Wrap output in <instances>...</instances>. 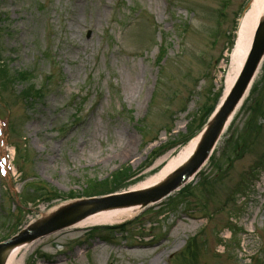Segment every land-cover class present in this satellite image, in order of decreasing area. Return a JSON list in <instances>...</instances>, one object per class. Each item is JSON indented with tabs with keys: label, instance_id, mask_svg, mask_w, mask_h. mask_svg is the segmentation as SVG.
I'll return each mask as SVG.
<instances>
[{
	"label": "rangeland",
	"instance_id": "rangeland-1",
	"mask_svg": "<svg viewBox=\"0 0 264 264\" xmlns=\"http://www.w3.org/2000/svg\"><path fill=\"white\" fill-rule=\"evenodd\" d=\"M248 1L0 0V66L6 77L27 72L26 87L41 93L20 102L22 81L7 83L0 68V241L13 224L26 227L72 194L112 190L120 169L129 172L122 193L179 157L204 99L224 89L228 34ZM254 85L261 104L246 149L227 159L250 104L234 115L189 194L115 231L54 233L20 253L18 264H264V69ZM30 181L38 183L24 191ZM41 188L56 199L15 209L21 194L28 204Z\"/></svg>",
	"mask_w": 264,
	"mask_h": 264
},
{
	"label": "water",
	"instance_id": "water-1",
	"mask_svg": "<svg viewBox=\"0 0 264 264\" xmlns=\"http://www.w3.org/2000/svg\"><path fill=\"white\" fill-rule=\"evenodd\" d=\"M264 55V14L255 31L244 66L229 95L205 129L190 161L168 179L143 191L129 192L99 199L80 200L59 208L49 216L27 227L11 239L0 243V264H6L10 253L25 243L48 236L93 215L97 212L120 207L139 205L142 208L158 202L181 187L207 160L220 136L228 116L240 100Z\"/></svg>",
	"mask_w": 264,
	"mask_h": 264
},
{
	"label": "bare ground",
	"instance_id": "bare-ground-1",
	"mask_svg": "<svg viewBox=\"0 0 264 264\" xmlns=\"http://www.w3.org/2000/svg\"><path fill=\"white\" fill-rule=\"evenodd\" d=\"M264 14V0H251L249 9L244 13L243 17L240 20L239 27L236 33V41L231 52L230 59V69L229 73L225 80V88L223 92V97L228 93L230 87L232 86L238 72L243 64L244 58L248 52L250 45V40L253 34V31L257 25V22ZM246 96V94L244 95ZM240 104V103H239ZM238 104V106H239ZM237 110V109H236ZM232 113L228 120H231L235 115ZM199 141V136L193 139L185 149L181 152L180 156L175 160H172L168 163L163 170H161L155 177L147 180L146 182L136 186L135 189H142L152 185H155L165 179L171 172L176 168L184 164L185 161L194 152ZM140 211L138 207H129L122 209L109 210L106 212H100L95 215L89 216L76 227H87V226H101V225H116L121 222L127 221L135 217ZM33 244L25 245L22 247H17L10 254L6 264H18L16 258L17 256L29 249ZM25 253H23L22 257Z\"/></svg>",
	"mask_w": 264,
	"mask_h": 264
},
{
	"label": "trees",
	"instance_id": "trees-1",
	"mask_svg": "<svg viewBox=\"0 0 264 264\" xmlns=\"http://www.w3.org/2000/svg\"><path fill=\"white\" fill-rule=\"evenodd\" d=\"M0 54H1V50H0ZM0 68L3 69L2 66H0ZM2 74L5 76V81L9 84H13L15 81H22V83L27 82V81H25V80H27V76H28L27 73H23V72L16 73L15 75H12V78H11V77H6L5 70L3 69ZM19 96L24 103L29 104L28 103L29 101L31 102V101L37 100V98H39L41 96V93H40V90H37V89H35V87L31 86V87L24 88L23 91H21L19 93ZM218 98H219V91L217 93L211 92L209 94V96L204 99V102H203V104L199 110L198 116H196V118H193L191 126L187 127V134L184 135L185 137L183 138L181 143L186 142L190 137H192L195 133H197L198 131L201 130V128L204 126L207 119L209 118L210 114L212 113V111L215 107V104L217 103ZM250 102H251L250 103L251 105L249 107V111L252 113V117L248 121V123L246 124L247 128L244 132V135L243 136L237 135V139L233 143L234 150L230 156H227V159H230L232 157V155H234V154L236 155L237 150H239L241 153L247 147V146H245V143H246L248 136H249V133L247 132V130H250V128L253 127V124H254L253 115L257 111L260 110V104H261L259 101H256V99L250 100ZM262 164H263V162L260 161V165H262ZM258 166H259V164H258ZM128 173H129L128 169H123V170L120 169L119 171L114 173L111 177V183L113 185L112 190L100 191V192L95 191V194H106V193H110V192H113V191H116V190L123 188L124 185L122 183L124 180L127 179ZM37 194L44 196V194H45L44 189L41 188L40 190H38ZM47 194H49V193H47ZM90 195H93V194H90ZM181 196L182 195H180V197Z\"/></svg>",
	"mask_w": 264,
	"mask_h": 264
}]
</instances>
